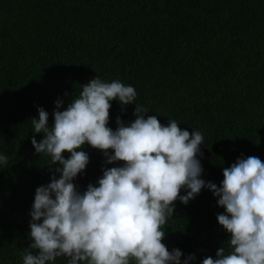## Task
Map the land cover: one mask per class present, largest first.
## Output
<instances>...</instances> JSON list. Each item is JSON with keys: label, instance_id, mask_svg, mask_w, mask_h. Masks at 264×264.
Listing matches in <instances>:
<instances>
[{"label": "trees", "instance_id": "obj_1", "mask_svg": "<svg viewBox=\"0 0 264 264\" xmlns=\"http://www.w3.org/2000/svg\"><path fill=\"white\" fill-rule=\"evenodd\" d=\"M133 86L136 99L110 101L108 127L135 119V104L161 124L175 120L203 134L200 178L220 186L223 168L243 156L264 161V0H0V264H23L35 189L50 182V158L31 138L37 108L54 123L94 77ZM86 168L73 183L96 185L106 164L87 143ZM112 154V150H108ZM70 154L64 152L68 158ZM59 178V173H56ZM186 189H181L184 195ZM207 188L174 202L162 240L201 264L215 257L228 233L216 216L224 209ZM50 264H66L58 257Z\"/></svg>", "mask_w": 264, "mask_h": 264}, {"label": "clouds", "instance_id": "obj_2", "mask_svg": "<svg viewBox=\"0 0 264 264\" xmlns=\"http://www.w3.org/2000/svg\"><path fill=\"white\" fill-rule=\"evenodd\" d=\"M136 95L133 86L96 76L63 111L58 110L62 101L54 102L51 127L48 112L37 108L32 131L43 138L38 142L33 136L30 142L36 153L50 158L49 166H59L48 184L35 189L31 251L23 254V264H50L58 257L66 264H189L195 255L182 261L180 249L169 251L162 226L173 216L177 199L187 204L202 188L224 209L216 219L228 233L229 247L227 252L219 247L201 264H264V161L241 156L223 168L220 186L206 182L197 159L201 131L190 133L174 119L163 125L155 115L145 117L148 110L136 104L134 120L125 123L118 116L115 130L108 127L110 101L124 106ZM86 143L103 152L106 164H123L103 168L96 185L89 183L81 193L73 180L89 162L87 152L78 150ZM7 163L0 155V164Z\"/></svg>", "mask_w": 264, "mask_h": 264}]
</instances>
